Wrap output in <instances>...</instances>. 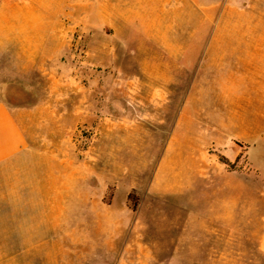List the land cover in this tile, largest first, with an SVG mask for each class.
Instances as JSON below:
<instances>
[{
    "label": "rangeland",
    "instance_id": "obj_1",
    "mask_svg": "<svg viewBox=\"0 0 264 264\" xmlns=\"http://www.w3.org/2000/svg\"><path fill=\"white\" fill-rule=\"evenodd\" d=\"M0 79L73 229L0 264H264V0H0Z\"/></svg>",
    "mask_w": 264,
    "mask_h": 264
},
{
    "label": "crops",
    "instance_id": "obj_2",
    "mask_svg": "<svg viewBox=\"0 0 264 264\" xmlns=\"http://www.w3.org/2000/svg\"><path fill=\"white\" fill-rule=\"evenodd\" d=\"M10 90L9 83L0 79V258L5 260L36 258V253L48 250L50 244L72 241L73 235L72 226L66 223L69 204L20 201L21 197L50 193L47 185L36 181L41 175L48 180L51 160L27 153L34 148L23 119L30 110L14 105L12 100H17L18 94ZM64 167L67 169L66 164ZM68 170L72 181L71 162Z\"/></svg>",
    "mask_w": 264,
    "mask_h": 264
}]
</instances>
